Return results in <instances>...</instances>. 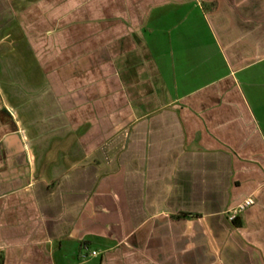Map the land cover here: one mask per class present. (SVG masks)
Here are the masks:
<instances>
[{"label": "crops", "instance_id": "0c3cea01", "mask_svg": "<svg viewBox=\"0 0 264 264\" xmlns=\"http://www.w3.org/2000/svg\"><path fill=\"white\" fill-rule=\"evenodd\" d=\"M1 15L0 264H264V0Z\"/></svg>", "mask_w": 264, "mask_h": 264}, {"label": "built area", "instance_id": "2783aa9c", "mask_svg": "<svg viewBox=\"0 0 264 264\" xmlns=\"http://www.w3.org/2000/svg\"><path fill=\"white\" fill-rule=\"evenodd\" d=\"M253 203V199L248 197L244 201H242L235 209H232L230 218L235 217L236 213L239 211L244 210L248 206H250ZM82 250L84 252L83 257L87 256H97L99 252L97 250H90L89 247L86 244H83Z\"/></svg>", "mask_w": 264, "mask_h": 264}, {"label": "rangeland", "instance_id": "374dc122", "mask_svg": "<svg viewBox=\"0 0 264 264\" xmlns=\"http://www.w3.org/2000/svg\"><path fill=\"white\" fill-rule=\"evenodd\" d=\"M7 8V0H0V23L2 22V18H1V14L3 11H5ZM1 29V27H0ZM4 33H0V37L3 35Z\"/></svg>", "mask_w": 264, "mask_h": 264}]
</instances>
